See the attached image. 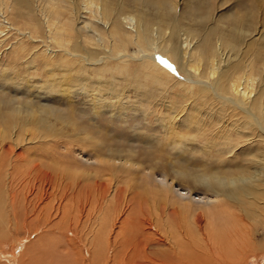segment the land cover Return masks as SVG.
<instances>
[{"label": "rangeland", "instance_id": "obj_1", "mask_svg": "<svg viewBox=\"0 0 264 264\" xmlns=\"http://www.w3.org/2000/svg\"><path fill=\"white\" fill-rule=\"evenodd\" d=\"M86 1L74 0L76 6H70L73 26L78 14L83 21L77 24L81 32L64 27L65 18H59L57 29H67V38L71 36L69 44L60 45L66 35L51 27L54 14L45 17L47 1L21 5L0 0V130L15 117L27 127L15 130L27 135L21 147L14 146L12 156L9 151L0 157V264H91L103 238L104 250L107 244L119 250L112 244L115 236L119 242L128 240L129 257L140 255L143 239L157 236L161 219H178L173 201L187 191L193 206L207 199L224 202L231 220L225 215L220 224L236 225L247 240L242 264H264V132L258 126L264 120V0H96L114 13L112 24L116 20L118 26V36L97 26L101 37L84 28L96 18L76 12ZM49 2L55 5L56 0ZM56 13L68 17L69 10ZM134 14L155 25L153 29L159 27L163 43L135 39L136 33L124 25V18ZM172 27L177 30L172 32ZM85 34L93 46L83 40ZM207 40L212 48L205 47ZM79 41L81 47L98 52L95 61L102 60L89 64L65 56L64 50L73 52ZM144 55L172 63L177 75L145 68L143 63L150 61L140 59ZM211 58L220 63L216 82L207 80ZM195 63H202L206 73L184 80L185 73L193 74L190 65ZM246 75L254 77L255 86L248 99L250 113L216 98L225 95L230 80L237 77L243 84ZM0 142L7 150L8 141ZM32 152L49 164L57 160L81 169L63 171L67 177L59 174L63 185L80 184L75 205L65 215L58 207L60 190L34 210L35 182L19 175L16 165L9 168L13 155ZM94 169L96 174H91ZM10 172L17 174L11 181ZM176 172L250 178L241 186L211 189ZM73 175L75 180H69Z\"/></svg>", "mask_w": 264, "mask_h": 264}, {"label": "bare ground", "instance_id": "obj_2", "mask_svg": "<svg viewBox=\"0 0 264 264\" xmlns=\"http://www.w3.org/2000/svg\"><path fill=\"white\" fill-rule=\"evenodd\" d=\"M17 1L21 5L27 2V0H17ZM45 1H47V5H46L47 10L43 9L45 17H46V14L49 16L54 14L56 16L53 19L54 21H52L51 23V27L54 26V30L56 34H61V32L63 31L62 34L66 35V38L64 36L62 37V41H64V44H60V45L69 44L68 38H70L71 36L68 38L67 36L70 35V31H68L67 29H63V30L57 29L56 26H59L60 24L59 18L61 17V19L65 18V21L63 23L64 27L67 26L68 28H72V30L75 32L78 30L77 33L82 31L81 28H77L78 22L79 23L83 22V21H79V18H80L79 14L77 15V17H75L76 23L73 26L74 18L72 16V10L70 6H76L74 0H56L55 5H51L49 0H45ZM58 4H63V5L67 4L69 6L63 7V5L58 6ZM57 10L59 11V13H61L62 11L69 10L68 17H63L61 15L57 16V13H56ZM108 10L109 9L101 2H98L96 0H89L84 3L81 11L80 9L77 8L76 12L82 13V12L87 11L86 14H91L93 18L94 17L96 18L97 22H93L92 25H90V22L93 20L90 21L89 19V24H85L84 26L85 30L89 29L88 32H90L91 34H96L101 37L102 34L98 32L97 26L103 25L104 33L108 32L109 34H111V36H118L117 35L118 26H117L116 20H115V23L112 24V19L115 18L114 13L109 10L112 13V16H111V13ZM70 13H71V17L69 18ZM50 20H52V18ZM110 23L113 25L111 27V32L107 30V27L110 25ZM124 25L126 28L129 27L133 33H136L135 35H137V37L135 39H138V40L141 39V41H143L146 44H151L152 42L153 43L154 42L163 43V40H159V37H160L159 31L161 32L160 28L156 27L153 29V26L155 25L152 26L149 22H147L143 18V16H138L135 14L129 15L127 18L126 17L124 18ZM47 26H48V22H47ZM176 28L177 27H172L171 31L174 32V30H177ZM50 30L51 29L49 25V27L47 28V31L50 32ZM212 33H213L212 29L211 31L207 32V35L210 37V40H211ZM182 34L184 35V33ZM85 35L86 36L83 37V40L86 41V43L89 44L90 46H93L92 40L89 37H87L88 36L87 34ZM79 37L81 36L78 35V38ZM164 37L165 35L162 38ZM210 40H207L208 43L205 44V47L207 49L212 48V45L210 44L211 43ZM183 43H184V49L188 50L189 42L185 40ZM0 44H1V40H0ZM74 51L71 52V51L64 50V55L68 56L70 59H72V57L82 58L86 60V62L89 64H94L97 62L99 63L102 60L99 58L98 60L95 61L93 56L95 53H98V52L93 51L92 49L81 47L80 41L77 42V45L74 47ZM201 56L203 57V52H201ZM202 57H198V58L202 59ZM140 59L148 60L152 62V63L150 62L143 63V66L145 68H149V69L153 68L155 70L157 67L161 71H167V72L171 71L175 73V75H177V72L175 71L173 64L170 62L166 64L162 63L159 59H156L150 55H144ZM213 60L215 61V59L211 58L210 59L211 63H207L209 65L208 66L209 72H208L207 80L215 79V82H216L217 81L216 78L219 75L220 63H214ZM182 65L184 67L183 63ZM190 66H192L191 68L194 70V72L193 74H189V75L185 73L184 80H186L187 78H189V80H191L190 78L200 79L202 78V75L206 73L204 69L202 68V66L204 67L202 63H195V64H191ZM3 76L5 77L3 79L8 78L7 74H3ZM63 83H64L63 86H65V82ZM101 84L104 86L109 85L104 82ZM59 86H62V83H60ZM254 88H255L254 77L246 75L243 79V84H241L239 78L236 77L230 80L229 84L226 87V90L224 91L225 95L224 96L216 95V98L220 100L222 99L224 103L226 102L230 103L234 108L239 109L245 113H250L249 107L251 106V100H248V99L253 97ZM111 89L114 90V87L112 85H111ZM65 91L70 92L67 89L64 90V92ZM34 113L37 114L36 111H34ZM19 115H20V112H18L17 116ZM254 120L256 121L258 119L254 118ZM22 123L23 121L20 118L15 117V118H12V122L10 123V125H4V126L2 125V129L0 130V140L3 141L6 139L9 145H8V148H5L7 150H4L3 149L4 144L0 142L1 143L0 144V157L1 156L3 157V155L5 154L7 155L9 151L10 152L8 154L12 156V149L15 148L14 146L21 147L18 145L23 143V141L27 140L26 138L27 135H25L24 137L22 133L21 135H19L18 133L15 132V130H18V129L21 131L27 129L26 125L22 126ZM262 124L264 125V120ZM262 124L260 123L258 124V126L264 132V127L262 126ZM201 132L204 133L205 131L202 130ZM26 133H27V130H26ZM30 155L31 156L23 155V156H16V157L13 155L14 160L12 161L10 160L12 164H11V167L9 168L12 170V168H14V166L16 165V168L20 169L19 175L25 177V180L30 181V183L32 181L35 182L34 186L36 188L37 196L35 195L34 196L37 197L38 199L34 203V208H35L34 210H37V208L40 207L39 205H41L43 201H44L43 203H45L48 197L50 198L54 193L57 192V190H60V192L62 193L61 194L62 199L58 207L62 206L61 209L63 213L66 211H69L67 208L72 209L73 206L75 205V202H74L75 195L79 194V191H80V189L78 188L80 184L78 182L79 185L77 186V184H73V181H71V183L73 184L72 185L68 181V183H70L71 186L70 184L63 185L61 184L60 180L58 182V177H60L59 176L60 173L62 176L64 174L63 177H67L68 175L66 176V174L68 173L66 172H69V171L73 173L78 172L79 170H81L79 169V166H75L71 163H64L61 161L57 162V160L53 164H49L47 161L43 160L42 155H39L37 152H32L30 153ZM71 166H74V167H71ZM63 171H66V172H63ZM81 173L84 174V177L85 175H88L87 172L85 174L81 171ZM81 173L79 174L77 173L78 176ZM93 173L96 174L95 169L91 174ZM14 175L15 174L11 172L8 173V177L10 181L14 179L13 178ZM76 175L70 176L72 178L68 177V179L70 178L69 180H71L74 178V176L77 177ZM176 175L177 177L182 178L183 180L184 179L192 180L194 183H198V184L208 183L210 184L211 189H221V188L223 189L227 185L241 186L242 184L247 183L250 178L245 175H240L239 177H235V178H226V177L218 176L217 173L215 175L214 174L212 175L200 174L199 176L195 175V177H193L192 174H184V173L176 172ZM93 177L95 178L94 175L92 176V178ZM73 180H75V178ZM77 180L78 179L76 178V181ZM86 181L87 179L85 180V182ZM165 189L169 190V188H165ZM161 192L162 190L160 191V193ZM185 194H186L185 197L181 198L184 200H181L179 197H176L175 198L176 200L173 201L174 202L173 204L177 207L178 219L172 220V219H169L168 217L164 221L161 219L162 224L158 225L157 232H156L157 236L153 235V236L145 237L143 239L144 240L143 247H142V252L140 255L131 253L132 255L129 257L127 255L129 254L127 253V248H129L128 245H130L128 240L124 239L123 241L119 242L117 238L118 236L114 237L113 241L114 240L116 241H114L112 244L114 245L117 244L120 247L119 250L113 247L112 245L109 246L108 244H107V248L104 250V245L106 244V241H107V238L105 237V239L103 238L102 241L100 240V243L98 244L99 252L95 254L94 258H92L91 264H242V262L246 259L247 251L249 249L246 244L247 240L246 238L242 239V236L238 233V229L236 228V225H221L223 224V221H222L223 219L226 220L227 218L230 219L231 217V216L228 217L229 215L226 211L227 206H225V203L224 202L221 203L218 200L212 201L211 199H207V201H201L199 205L193 206L195 204H192L193 197L191 196V193L187 191ZM222 195L227 198L229 197L225 192L224 193L222 192ZM93 197L95 198V196L93 195L92 198L90 199L94 201ZM189 198L191 202L189 201ZM10 200H11L10 206H11V209H13L14 199L10 198ZM35 204H37L39 207H37ZM92 204L93 203H91V206L94 205ZM226 204L229 205L228 203ZM0 205H3V204L1 203ZM58 207L56 209H58ZM41 211L42 210L39 209V212ZM225 215L227 218H225ZM203 219L206 221L205 222L206 225H200V222ZM192 223L194 224L192 225ZM226 224H229V223H226ZM111 231H112V225L110 226V228H108L107 233L111 234ZM107 233L103 235L107 236ZM26 263L33 264V261L32 262L28 261Z\"/></svg>", "mask_w": 264, "mask_h": 264}]
</instances>
